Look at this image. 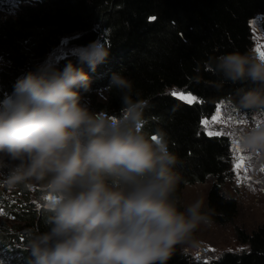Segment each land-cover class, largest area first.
<instances>
[{
	"label": "clouds",
	"instance_id": "1",
	"mask_svg": "<svg viewBox=\"0 0 264 264\" xmlns=\"http://www.w3.org/2000/svg\"><path fill=\"white\" fill-rule=\"evenodd\" d=\"M109 56L91 42L63 69L21 75L0 104V178L9 188L41 189L46 231L25 244L27 264H168L177 246L194 243L209 223L201 201L180 210L176 155L160 133L143 131L146 102L118 72L104 87L120 96L118 116L97 113L83 65L95 70ZM214 73L237 90L236 110L251 120L234 129L249 167L264 168V59L254 53L219 56Z\"/></svg>",
	"mask_w": 264,
	"mask_h": 264
},
{
	"label": "trees",
	"instance_id": "2",
	"mask_svg": "<svg viewBox=\"0 0 264 264\" xmlns=\"http://www.w3.org/2000/svg\"><path fill=\"white\" fill-rule=\"evenodd\" d=\"M32 1L16 16L0 18V58L4 62L0 104L11 96L17 79L29 71L38 67L63 69L70 61L81 66V55L75 53L50 64L44 62L65 36L75 34L73 42L79 45L102 39L108 58L95 70L83 65L92 82L93 91L86 94L92 110L118 116L119 94L110 91L107 103H100L94 101V93L108 84L114 72L129 79L133 99L147 104L143 131L162 134L177 157L180 210L186 207L182 194L188 183L213 178L202 210L209 220L233 221L239 201L222 186L231 173L232 141L225 133L209 135L204 120L222 101L235 107L238 89L253 87L251 83L222 81L213 64L221 55L254 53L250 20L260 13L264 29V0ZM172 87L192 93L195 102L173 96L169 91ZM21 194L19 205L12 207L18 223L0 224V246L8 254L1 258L10 264H27L29 235L46 231L40 206L30 201L28 193ZM238 236L246 245L242 250L198 259L177 246L168 264H264V222L250 232L239 229Z\"/></svg>",
	"mask_w": 264,
	"mask_h": 264
},
{
	"label": "rangeland",
	"instance_id": "3",
	"mask_svg": "<svg viewBox=\"0 0 264 264\" xmlns=\"http://www.w3.org/2000/svg\"><path fill=\"white\" fill-rule=\"evenodd\" d=\"M32 2V0H0V18L14 17L22 10L24 5ZM250 24L254 41V53L260 57V53L264 52V29L261 14L258 13L252 17ZM74 36L75 34L65 36L62 42L49 52L44 62L50 64L69 53L82 55L84 48L88 45L74 43ZM3 64L4 62L0 58V68ZM169 91L178 94H190L196 98L192 93L178 87H172ZM109 93L110 91L105 87L97 89L94 93V101L107 103ZM10 99L11 96L8 95L2 104L9 102ZM218 114L220 119L214 120V117ZM205 120L208 121L207 125L204 124L206 131L214 134L225 133L231 138L232 168L222 186L228 194L237 197L239 212L233 221L227 223L209 220V223L201 224L194 236V243L182 245V247L187 253L198 259H214L227 250L246 248V245L239 239L238 230L242 229L250 232L264 222V168H261L259 172L251 169L249 167L251 157L246 155L240 146L239 150L237 148L239 141L234 135V129L248 123L251 120L250 116L242 115L230 102L222 101L218 104L215 112ZM241 120L245 123L237 122ZM241 155L245 157L244 164L240 169H237L236 164ZM212 179L188 183L182 194V201L185 206L197 200L201 201L202 206H204L207 202V193ZM21 192L28 193L29 196L25 195L30 197V201L40 206L41 189L39 186L34 185L31 188H26L23 185H18L15 188H9L6 181L0 178V224L13 226L18 223L14 219L15 213L13 211H15V208L12 207L19 205L20 199L23 197ZM6 256L8 254L0 246V264H10L1 258Z\"/></svg>",
	"mask_w": 264,
	"mask_h": 264
},
{
	"label": "snow or ice",
	"instance_id": "4",
	"mask_svg": "<svg viewBox=\"0 0 264 264\" xmlns=\"http://www.w3.org/2000/svg\"><path fill=\"white\" fill-rule=\"evenodd\" d=\"M260 58L261 59H264V52H261L260 53ZM172 95L173 96H178V98L179 99H181V100H185V101H187L188 103H194L195 102V100H196V98L195 97H193V96H191L190 94L189 95H185V94H183V93H172ZM220 119V115L218 114L216 117H214V120H219ZM238 123H241V124H243V123H245V121H237ZM207 123H208V121L207 120H205L204 121V124L205 125H207ZM217 135H219L220 133H216ZM209 135H212V133H209ZM237 148H238V150H239V144L237 145ZM250 159V158H249ZM244 160H245V157L243 156V155H241L239 158H238V163L236 164V168L237 169H240L242 166H243V164H244Z\"/></svg>",
	"mask_w": 264,
	"mask_h": 264
}]
</instances>
